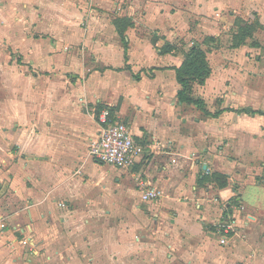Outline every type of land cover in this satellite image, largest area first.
<instances>
[{
  "label": "crops",
  "instance_id": "crops-1",
  "mask_svg": "<svg viewBox=\"0 0 264 264\" xmlns=\"http://www.w3.org/2000/svg\"><path fill=\"white\" fill-rule=\"evenodd\" d=\"M194 46L216 117L177 98ZM103 110L128 170L89 155ZM0 264H264V0H0Z\"/></svg>",
  "mask_w": 264,
  "mask_h": 264
},
{
  "label": "built area",
  "instance_id": "built-area-1",
  "mask_svg": "<svg viewBox=\"0 0 264 264\" xmlns=\"http://www.w3.org/2000/svg\"><path fill=\"white\" fill-rule=\"evenodd\" d=\"M97 121L100 124L98 137L91 143L89 155L101 164L118 170H128L142 157L143 149L134 140L129 129L124 123L113 122L107 110H103ZM141 200L151 202L159 198L160 191L139 184ZM231 224L218 226L220 243H226V237L231 231Z\"/></svg>",
  "mask_w": 264,
  "mask_h": 264
},
{
  "label": "trees",
  "instance_id": "trees-1",
  "mask_svg": "<svg viewBox=\"0 0 264 264\" xmlns=\"http://www.w3.org/2000/svg\"><path fill=\"white\" fill-rule=\"evenodd\" d=\"M118 23L119 22L116 23L117 26ZM244 33L246 34V32ZM235 41L236 45L240 44L242 42V35L237 36V38H235ZM175 73L176 80L181 87V89L177 93L179 102L193 105L207 116L216 117L220 113L219 112L213 115L210 114L205 110V104L203 101L191 97L192 83H197L200 86L204 85V82L210 73L204 51H202L198 46L192 47L189 53L185 56L181 67L179 69H176ZM211 178L213 181L217 182L220 188L226 186V180L228 179L227 176L220 174H213Z\"/></svg>",
  "mask_w": 264,
  "mask_h": 264
},
{
  "label": "rangeland",
  "instance_id": "rangeland-1",
  "mask_svg": "<svg viewBox=\"0 0 264 264\" xmlns=\"http://www.w3.org/2000/svg\"><path fill=\"white\" fill-rule=\"evenodd\" d=\"M239 22H240V21H239ZM240 23H241V22H240ZM240 29H242V27L239 28L238 31H239ZM242 32H244V31L242 30V31H240L238 34H242Z\"/></svg>",
  "mask_w": 264,
  "mask_h": 264
}]
</instances>
